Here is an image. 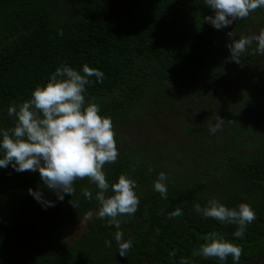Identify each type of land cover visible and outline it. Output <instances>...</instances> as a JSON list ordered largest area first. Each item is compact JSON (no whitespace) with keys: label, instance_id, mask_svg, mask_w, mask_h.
I'll list each match as a JSON object with an SVG mask.
<instances>
[{"label":"trees","instance_id":"trees-1","mask_svg":"<svg viewBox=\"0 0 264 264\" xmlns=\"http://www.w3.org/2000/svg\"><path fill=\"white\" fill-rule=\"evenodd\" d=\"M212 15L205 0H0V129L14 125L9 107L29 100L61 65L102 71L103 83L90 78L87 98L112 119L119 151L103 171L110 185L121 174L134 179L140 200L133 216L121 217L123 238L133 241L121 257L117 229L96 215L84 220L99 207L98 189L87 178L60 201L27 171L0 168V264H179L181 257L222 264L193 256L213 231L242 247L239 264L264 262V56L254 43L236 64L227 47L229 32L238 40L264 29V7L222 30L207 23ZM208 94L216 109L205 110L201 122L195 106ZM217 114L226 122L213 135L208 124ZM171 119L185 140L120 146L129 127H167ZM160 172L168 177L167 199L154 190ZM29 186L54 206L41 205ZM83 188L93 193L91 201ZM212 198L229 208L252 207L256 220L243 238L233 235L236 225L195 211ZM177 208L183 215L169 219ZM78 224L85 232L70 241ZM223 264L234 261L230 256Z\"/></svg>","mask_w":264,"mask_h":264},{"label":"clouds","instance_id":"clouds-1","mask_svg":"<svg viewBox=\"0 0 264 264\" xmlns=\"http://www.w3.org/2000/svg\"><path fill=\"white\" fill-rule=\"evenodd\" d=\"M205 4L214 13L205 17L207 23L222 30L264 7V0H205ZM58 34L62 36L63 31L59 30ZM227 35L232 40L227 45L230 60L236 64L242 63V55L248 53L254 43V52L264 56V29L258 35L240 36L238 40L235 39V32ZM91 77H95L99 83L104 81V73L87 64L82 72L61 65L51 74L46 85L36 86L29 100L10 106L8 115L15 119L13 127L0 129V168L11 165L17 173L27 171L53 191L60 201L64 200L65 195H74L76 181L87 178L98 189L95 199L99 207L95 213L89 210L84 220L96 215L106 219L109 226H114L117 229L114 239L119 255L125 257L132 250L133 241L124 240L123 232L119 229L121 217L133 216L138 211L140 200L135 191L137 183L127 174H121L118 182L111 185L106 180L103 168L118 160L119 151L112 119L100 115L101 109L94 97L87 98ZM212 118L216 123L209 122L208 130L214 135L226 121L218 114ZM167 179L166 173L160 172L154 182V190L160 193L162 199L168 198ZM27 189L41 205L54 206L52 202L44 200L42 191H35L30 186ZM109 190L111 195H107ZM81 191L86 199H93V193L88 188ZM70 203L78 207V204ZM194 209L203 218H212L222 225H236L237 230L233 235L237 238H243L247 226L256 220L255 211L247 203L239 204L238 208H229L212 198L204 207L195 204ZM182 215L177 208L168 218ZM203 240L205 243L199 245L193 256L215 258L222 264L231 256L234 264H239L242 247L229 242L221 233L213 231ZM105 244L110 247L111 241H105ZM170 255L174 257L176 253ZM179 264H190V261L181 257Z\"/></svg>","mask_w":264,"mask_h":264},{"label":"rangeland","instance_id":"rangeland-1","mask_svg":"<svg viewBox=\"0 0 264 264\" xmlns=\"http://www.w3.org/2000/svg\"><path fill=\"white\" fill-rule=\"evenodd\" d=\"M261 30H258L254 35H258ZM211 95L203 100L202 104L199 106H195L196 111L200 114L201 122H207L205 119L204 111L208 109L215 108L216 109V101H210ZM143 116L141 117V119ZM154 118H151V120ZM170 125L167 127L164 126L163 122H158L157 126H149L144 125L145 129H141V126L138 125L137 128L129 127V133H126L123 138L120 140L121 147H130L136 146L141 147V145L150 148L156 142H168L175 143L176 141L185 140V135L182 132L176 130L172 125L174 121L168 120ZM131 138L136 141V144H133ZM84 225H75L69 232L68 237L70 241H74L79 238L85 231ZM256 264V263H249ZM261 264H264L261 263Z\"/></svg>","mask_w":264,"mask_h":264}]
</instances>
